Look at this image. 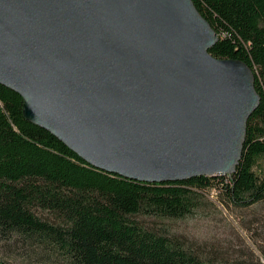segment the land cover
I'll return each instance as SVG.
<instances>
[{
	"label": "water",
	"instance_id": "obj_1",
	"mask_svg": "<svg viewBox=\"0 0 264 264\" xmlns=\"http://www.w3.org/2000/svg\"><path fill=\"white\" fill-rule=\"evenodd\" d=\"M193 0H0V84L89 165L142 183L232 175L261 103Z\"/></svg>",
	"mask_w": 264,
	"mask_h": 264
},
{
	"label": "trees",
	"instance_id": "obj_2",
	"mask_svg": "<svg viewBox=\"0 0 264 264\" xmlns=\"http://www.w3.org/2000/svg\"><path fill=\"white\" fill-rule=\"evenodd\" d=\"M193 2L218 34L212 56L245 62L261 96L235 173L153 184L99 170L28 121L23 98L0 84V248L15 246L30 264H223L208 248L139 222L264 204V0ZM257 246L263 258L251 264H264ZM0 264L16 263L1 256Z\"/></svg>",
	"mask_w": 264,
	"mask_h": 264
},
{
	"label": "rangeland",
	"instance_id": "obj_3",
	"mask_svg": "<svg viewBox=\"0 0 264 264\" xmlns=\"http://www.w3.org/2000/svg\"><path fill=\"white\" fill-rule=\"evenodd\" d=\"M217 192L209 199L218 203ZM218 210L209 207L182 221H163L155 218H139L144 226L153 229L166 228L171 234L183 237L197 248H208L216 262L223 264H251L253 257L263 258L257 243L264 246V204L244 210L228 211L218 204ZM15 246L0 248V257L12 258L20 264H30L15 253ZM14 255V256H13Z\"/></svg>",
	"mask_w": 264,
	"mask_h": 264
}]
</instances>
